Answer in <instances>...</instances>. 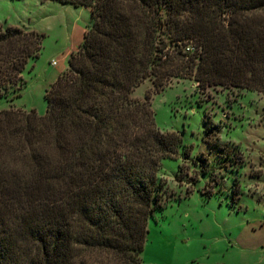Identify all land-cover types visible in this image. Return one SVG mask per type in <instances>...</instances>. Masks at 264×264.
Returning <instances> with one entry per match:
<instances>
[{
  "label": "trees",
  "instance_id": "16d2710c",
  "mask_svg": "<svg viewBox=\"0 0 264 264\" xmlns=\"http://www.w3.org/2000/svg\"><path fill=\"white\" fill-rule=\"evenodd\" d=\"M89 8L43 115L0 109V264H143L164 206L150 94L174 78L264 93V0H56ZM42 34L0 25V98L18 96Z\"/></svg>",
  "mask_w": 264,
  "mask_h": 264
},
{
  "label": "rangeland",
  "instance_id": "374dc122",
  "mask_svg": "<svg viewBox=\"0 0 264 264\" xmlns=\"http://www.w3.org/2000/svg\"><path fill=\"white\" fill-rule=\"evenodd\" d=\"M88 23L85 6L0 0V25L42 34L38 56L22 69L19 95L0 98V109L43 115L45 91ZM147 92L155 126L180 142L175 157L161 161L164 206L148 220L143 264H264V93L174 78L158 91L145 80L132 95Z\"/></svg>",
  "mask_w": 264,
  "mask_h": 264
},
{
  "label": "built area",
  "instance_id": "2783aa9c",
  "mask_svg": "<svg viewBox=\"0 0 264 264\" xmlns=\"http://www.w3.org/2000/svg\"><path fill=\"white\" fill-rule=\"evenodd\" d=\"M51 63H52V64H55V61L53 60V61H51Z\"/></svg>",
  "mask_w": 264,
  "mask_h": 264
},
{
  "label": "crops",
  "instance_id": "0c3cea01",
  "mask_svg": "<svg viewBox=\"0 0 264 264\" xmlns=\"http://www.w3.org/2000/svg\"><path fill=\"white\" fill-rule=\"evenodd\" d=\"M62 71H63V70H62ZM62 71H61V72H62Z\"/></svg>",
  "mask_w": 264,
  "mask_h": 264
}]
</instances>
